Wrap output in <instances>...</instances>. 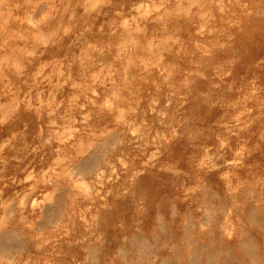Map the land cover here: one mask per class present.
Listing matches in <instances>:
<instances>
[{
  "label": "rangeland",
  "instance_id": "374dc122",
  "mask_svg": "<svg viewBox=\"0 0 264 264\" xmlns=\"http://www.w3.org/2000/svg\"><path fill=\"white\" fill-rule=\"evenodd\" d=\"M159 1L0 0V264H264V0ZM120 114L152 156L91 187Z\"/></svg>",
  "mask_w": 264,
  "mask_h": 264
},
{
  "label": "bare ground",
  "instance_id": "6f19581e",
  "mask_svg": "<svg viewBox=\"0 0 264 264\" xmlns=\"http://www.w3.org/2000/svg\"><path fill=\"white\" fill-rule=\"evenodd\" d=\"M161 1V0H160ZM159 1V2H160ZM162 2V1H161ZM188 2V1H187ZM179 3V2H178ZM4 5V4H3ZM4 7H6V5H4ZM176 7H178V6H176ZM3 8V7H2ZM175 13H177V12H175ZM183 13V12H182ZM179 14V13H178ZM181 14V13H180ZM1 15V14H0ZM170 15V14H169ZM176 16V15H175ZM179 16V15H178ZM178 16L177 17H174V20H169V21H166V17L164 18V19H161V21H160V23H161V26H163V27H165V28H168V26L169 27H171V28H173L172 30H170L169 32H165V31H161L162 32V34H164V33H170V34H174V32L175 31H177V29H178V27H176V24H178L177 22V20L179 19L178 18ZM158 17V16H157ZM181 17V16H180ZM170 18H173V17H170ZM192 16H184L183 18H181L183 21H184V24L185 25H189L190 24V22L192 21ZM136 27H137V24H136ZM138 28V27H137ZM134 29V28H133ZM139 30L137 31V32H133V34L135 35V36H133V40L135 41L134 42V46L131 48V49H129V50H127V51H125L124 53H122V54H125V55H128L129 57L130 56H133V55H135V54H138L139 52H140V50H142V49H147L148 50V52L149 53H153V54H159V55H170L171 54V51H172V49L171 48H167L166 46H159L160 44L157 42V44H154L155 43V41H151V42H149V44L148 45H142L141 43L139 44V41L141 40L140 39V37H145V34H146V32L144 31V28H138ZM128 31V30H127ZM133 31V30H132ZM1 32V31H0ZM129 32V31H128ZM3 33V32H2ZM125 34H127V33H125ZM127 36V35H126ZM126 38V37H125ZM165 40V39H164ZM47 88V87H46ZM56 88V87H55ZM52 89V88H51ZM50 89V90H51ZM42 90V89H41ZM49 91V90H48ZM39 93V92H38ZM118 94H119V91L117 90L116 91V95L118 96ZM115 95V96H116ZM28 97V96H27ZM38 97V96H37ZM14 103V102H13ZM10 104V103H9ZM13 105H15V104H12V106ZM11 107V106H10ZM39 108V107H38ZM37 108V109H38ZM11 109H13V108H11ZM15 109V108H14ZM39 111V109L37 110V112ZM39 113V112H38ZM70 113V112H69ZM64 115V114H63ZM38 116H39V114H38ZM120 116H123L122 114H120ZM123 118V119H122ZM119 117V120H120V123L118 124V126H119V129H120V133H121V135L119 136V138H118V140H117V142H118V144L117 145H108V146H104V147H100V145H97V144H95L94 142H91V141H89L88 142V144H85V143H87L86 141H88L89 140V137H87V138H85L87 135H78V137L79 138H77V143L76 142H73V143H76V145H75V154L73 155V156H71V159H70V163H69V169L70 170H72L73 171V173H74V175H75V173H76V175H79V176H81L82 175V177H87V178H89V180L91 181V183H92V185H91V187H93V186H96L97 187V185L99 184V185H101V184H103L104 183V181H105V177L108 175V176H110V175H112L113 174V172L115 171V166H116V161L117 160H119L120 159V157L122 156V155H124L125 153H127V152H129V153H133L134 154V157H133V162L132 163H134V162H139L140 163V167H143V166H145L146 164H147V162L149 161V159H150V156H152V153L151 152H149V149H150V143H151V141H150V139H149V136H148V134H143V135H141V137H139V138H137V140H135L134 139V137L132 136V135H130L129 133H127V129L130 127V125H131V123H132V120H134V119H132L133 118V115L131 116V117H129L128 119H126L125 118V116H123V117ZM132 119V120H131ZM2 120V119H1ZM1 120H0V122H1ZM70 120V119H69ZM131 120V121H130ZM4 122V121H3ZM67 122H69L68 121V117H67ZM2 123V122H1ZM134 125V124H133ZM54 134V133H53ZM123 134V135H122ZM8 139V138H7ZM7 139H6V141H7ZM60 139V138H59ZM64 139V138H63ZM1 140V139H0ZM62 140V139H61ZM60 140V141H61ZM5 141V142H6ZM2 142V141H1ZM4 142V141H3ZM4 144V143H3ZM3 144H1L0 143V145H3ZM149 155V156H148ZM137 157V158H136ZM70 170L68 171L69 172V175H72L73 176V174H72V172H70ZM79 173H78V172ZM81 173V174H80ZM27 175H28V173H26ZM30 176L32 175V174H29ZM40 175V174H39ZM30 176H28V177H30ZM27 180H28V178H27ZM49 180V179H48ZM49 182V181H48ZM75 183V182H74ZM3 186V185H2ZM31 186V185H30ZM70 189V188H69ZM64 190V189H63ZM30 193V192H29ZM29 193H24V196H23V200H25L24 198L25 197H28L29 198V196H27ZM58 193H61L62 194V192L60 191V192H58ZM85 193H86V195L88 194V195H90L91 196V198L93 197V195H91V194H93V192L90 190V189H85ZM30 195V194H29ZM55 195H57V194H54V195H52V196H55ZM54 198H57L56 196L54 197ZM54 198H52V199H54ZM32 199H34V197L32 198ZM61 199H62V197H61ZM26 200H28V199H26ZM55 201H56V199H54ZM90 200V199H89ZM37 201V200H36ZM52 201V200H51ZM87 202L88 201V199H86V200H83V201H80V202ZM92 202L94 201V200H91ZM19 202H21V204H19V205H22V203L24 202V201H22V199H21V201H19ZM26 202V201H25ZM24 202V203H25ZM32 202V201H31ZM39 202H41V200L39 201ZM59 202V201H58ZM79 202V201H78ZM85 202V203H86ZM48 204V208L50 207L49 206V203H50V201L49 202H47ZM56 203V202H55ZM55 203H53L54 205H55V209H50V210H52V212L51 213H49L51 216H55L54 217V220H55V223H54V220H53V223H54V225H56V226H59L61 223H62V221H63V216H64V214H63V209H62V207H60V203H57V204H55ZM63 203H65V202H63ZM0 205H1V203H0ZM51 205V204H50ZM72 207H70V209H72L73 208V206H74V204L73 205H71ZM43 207H45L46 208V206H43L42 205V209L40 208L39 210L41 211V210H43V212L45 213V210L46 209H44ZM75 208V207H74ZM62 209V210H61ZM23 210H25V208L23 209ZM22 210V211H23ZM47 211V210H46ZM48 212V211H47ZM47 212L45 213V214H47ZM42 216H44L43 214H42ZM45 216H47V215H45ZM2 232V231H1ZM4 232H6V231H4ZM3 232V235H2V237L4 238V240H5V237H6V235L7 236H9V232H7V233H4ZM4 235H5V237H4ZM12 235V234H11ZM2 237H0L2 240H3V238ZM8 238V237H7ZM13 240H15V238H13ZM5 241H7V240H5ZM2 241L0 240V243H1ZM12 242V240H10L9 239V243H11ZM3 243H6V242H3ZM2 243V244H3ZM7 243H8V241H7ZM6 243V244H7ZM37 244H38V242H36ZM2 244H1V246H2ZM9 245H12V244H9ZM22 245V244H21ZM4 246H6V245H4ZM4 246H2V247H4ZM38 246V245H37ZM7 247H8V245H7ZM9 256V255H8ZM7 257V256H6ZM8 258V257H7ZM11 259V258H10ZM10 259L8 258V260H9V262L11 263L12 261H10ZM12 260V259H11ZM25 262V261H24ZM12 264V263H11Z\"/></svg>",
  "mask_w": 264,
  "mask_h": 264
}]
</instances>
